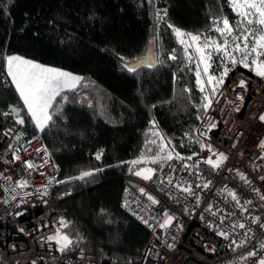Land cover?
Masks as SVG:
<instances>
[{"label": "trees", "instance_id": "1", "mask_svg": "<svg viewBox=\"0 0 264 264\" xmlns=\"http://www.w3.org/2000/svg\"><path fill=\"white\" fill-rule=\"evenodd\" d=\"M223 18L238 35L240 17L230 0H0L4 67L7 56L22 55L83 76L74 91L62 94L66 100L57 97L43 132L10 78L9 86L0 88V115L12 104L21 108L26 130L41 136L58 165L55 194L72 193L61 202L68 224L62 232L73 241L61 260L79 250H95L104 262L142 258L150 234L121 208L124 177L166 162L169 152L191 156L208 148L197 135L206 111L196 58L188 61L173 29L222 42L213 21ZM152 43L157 67L127 71L124 64L144 56ZM210 63L216 77L225 65L243 66L231 65L220 53H213ZM84 171L94 174L76 179Z\"/></svg>", "mask_w": 264, "mask_h": 264}, {"label": "built area", "instance_id": "2", "mask_svg": "<svg viewBox=\"0 0 264 264\" xmlns=\"http://www.w3.org/2000/svg\"><path fill=\"white\" fill-rule=\"evenodd\" d=\"M8 78L0 63V88L9 86ZM240 81L245 87L239 86ZM10 110L8 107L0 115V264H259L264 259L260 247L264 244V148L259 147L264 141V122L258 118L264 114L263 77L244 67L228 73L197 128V135L211 146V154L177 153L162 164H149L145 169L153 170L150 179L136 172L124 177L121 208L150 234L142 258L128 263L100 261L95 250H79L61 260L60 245L47 238L60 228L61 218L66 221L61 202L72 193L55 194L60 172L50 150L40 135L32 136L24 124H17L15 115H3ZM212 124L216 127L209 131ZM42 146L49 154L48 163L28 169L24 161L44 163L45 153L36 152ZM219 153L227 159L218 168L206 163ZM13 155L20 159L13 161ZM21 180H27L28 186L16 187ZM204 183L209 186L197 187ZM45 184L46 194L37 191ZM189 185L194 195L181 190ZM229 193H235L239 203ZM166 216L173 217L171 224L160 227ZM239 223L245 228L233 227ZM221 231L228 237L220 236ZM241 241L246 243L237 247ZM249 252L256 255L249 257Z\"/></svg>", "mask_w": 264, "mask_h": 264}, {"label": "snow or ice", "instance_id": "3", "mask_svg": "<svg viewBox=\"0 0 264 264\" xmlns=\"http://www.w3.org/2000/svg\"><path fill=\"white\" fill-rule=\"evenodd\" d=\"M230 4L233 11H235L240 17L239 23L236 26L237 29L240 30L238 35L236 34V29L233 28L227 18L213 21L214 30L223 38L222 42H218L210 37H202L201 34L194 35L192 33H185L180 29H173L179 43L184 46L185 56L188 61L192 62L194 56L196 58V83L199 90L205 94L203 97L204 102L202 104L205 111L211 107L213 97L216 95L219 87L223 85L225 77H227L228 72L230 71L227 65H225L219 77L209 74V69L211 67L210 62L213 53L222 54L223 59L230 62L233 66L237 63L242 64L245 68H252L258 76L264 77V59H261L264 57V0H230ZM158 19H163V17L158 16ZM221 24L222 27L220 26ZM252 25H257V27L253 28ZM169 27L172 26L169 25ZM249 41H251V43ZM189 49H192L193 51L190 53ZM237 54H239V59H237ZM121 59L123 60L124 58L121 57ZM169 59L175 60L176 56L171 55ZM141 65H146L151 68L155 65V61L148 58H141L136 64L131 66L126 62L124 67L129 72H135ZM6 67L7 75L11 78V82L15 86L16 92L23 101V104L26 107L35 127L41 132H43L52 121L54 113L51 112L50 109L53 108V103L56 100V97L60 96L62 99L66 100L67 97L62 94L66 91H74L83 79L82 77L71 73L46 67L15 55L6 57ZM204 77H206V79ZM239 86L241 88L245 87V82L240 81ZM237 99L243 101L244 98L243 96H238ZM236 111H239V108H237ZM3 115H15V122L20 125H23L25 122L24 119L18 115V110L15 108H12L10 112L3 113ZM258 118L261 122H264V114H261ZM153 126L155 127L154 121ZM215 127L216 125L212 124L209 131ZM8 131L11 132L12 130L9 129ZM7 134L8 133H5V135ZM153 134L158 135V133ZM19 138V136L16 137L17 140H19ZM161 140H163L162 137ZM28 143L30 144L31 141ZM152 143H155V141H152ZM12 147L13 145L10 144L9 149ZM204 147L205 145L202 144L201 148L203 149ZM207 147L208 150L211 151V146L208 145ZM259 147L264 148V141L260 142ZM21 148H23V146H21ZM21 148H17V151H20ZM166 148L167 145L162 144L160 146V152H165ZM23 150L25 152L27 151L26 148H23ZM41 151L45 153L44 163L34 165L31 161H24L23 163L28 169L42 168L45 163H48L47 156L49 154L47 149L43 146L36 149L37 153ZM101 154L102 153L97 154L96 158L100 159ZM160 158L161 157L158 155L156 159ZM180 158L183 159L182 157ZM19 159V156L13 155V161H17ZM163 159H173L172 153L169 152L165 157H163ZM188 159H191V157H188ZM226 159L227 157L223 153H219L217 154V158L215 160L209 157L206 163L211 165L213 168H218ZM140 162L141 161H132L131 163L136 164ZM153 162H155V160ZM152 171V169H144L142 171H137L135 175L143 176L144 179H150ZM93 174V172L84 171L79 177H76V179H84ZM240 176L241 179L248 182L243 174H240ZM262 179H264V177H262ZM64 182L65 181H60V183ZM27 186V180L18 181L16 184V187L21 189ZM208 186V183L197 185V187L203 188H207ZM181 190L190 195H194L190 185L183 187ZM5 191H7V189H5ZM37 191H43L46 194L47 184L43 185L40 189H37ZM141 192H144V190L141 189ZM229 195L233 200H236L237 203H239L235 193H229ZM148 198L152 200L153 203H157V201H155L151 196ZM196 198L199 200V197ZM13 199H15V197H13ZM261 199H264V196H261ZM4 202L7 203V201ZM248 203L251 202L249 201ZM244 210L247 211V209ZM17 215H21V213H17ZM258 219V217L254 218L253 222H257ZM172 220L173 217L166 216L164 223L161 224L160 227L169 226ZM144 223L147 224V220H145ZM59 224L60 228H57L56 233L49 236L47 239L56 241L60 245L59 250L63 252L73 244V241L67 234H63L61 232L62 228L68 226L67 222L61 218ZM233 227L244 229L245 224L239 223ZM261 227H264V225H261ZM218 234L224 238L228 237V233L223 231ZM233 243L235 244L236 242L233 241ZM244 243H246V241H241L239 244H236V246L240 247ZM260 247L264 248V244H261ZM255 255V252L248 253L249 257ZM242 259H246V257ZM32 264H36V262L33 261ZM259 264H264V259H261Z\"/></svg>", "mask_w": 264, "mask_h": 264}, {"label": "water", "instance_id": "4", "mask_svg": "<svg viewBox=\"0 0 264 264\" xmlns=\"http://www.w3.org/2000/svg\"><path fill=\"white\" fill-rule=\"evenodd\" d=\"M141 58L152 59V60L155 61V65H154L153 67H151V68L147 67L146 65H141V66H140L135 72H137V71H139V70H141V69H154V68L157 67V64H158V63H157V59H156L155 46H154L153 43L149 45V47H148L146 53L144 54V56L138 58L137 60H135V61H133V62H131V63H129V65L131 66V65L136 64ZM125 69H126V68H125ZM126 70H127V69H126ZM127 71H128V70H127ZM135 72H131V73H135ZM9 107H10V109H12V108L17 109V110H18V115H21L22 111H21V108H20L19 106L12 104V105H10Z\"/></svg>", "mask_w": 264, "mask_h": 264}, {"label": "rangeland", "instance_id": "5", "mask_svg": "<svg viewBox=\"0 0 264 264\" xmlns=\"http://www.w3.org/2000/svg\"><path fill=\"white\" fill-rule=\"evenodd\" d=\"M180 30H181V29H180ZM181 31H183V30H181ZM183 32H184V31H183ZM11 56H12V55H11ZM15 56H20V57L25 58V59H27V60H30V61H33V62L39 63V64H41V65H43V66L51 67V68H54V69H57V70H62V71H64V72L71 73V74H73V75H76V76H79V77H82V78H83L82 74L72 72V71H70V70H68V69H64V68L57 67V66H53V65H49V64H44V63H41V62H39V61H36V60L30 59V58L24 57V56H22V55H15ZM6 68H7V67H6ZM210 69H211V67H210ZM210 69H209V74L214 76V74L211 73ZM230 71H231V70H230ZM230 71H229V72H230ZM253 71H254V70H253ZM229 72H228V73H229ZM254 72H255V71H254ZM255 73H256V72H255ZM67 92H68V91H66V92H64V93H67ZM64 93H63V94H64ZM58 97H59V96H58ZM56 99H57V97H56ZM54 102H55V101H54ZM50 111H51V109H50ZM51 112H52V111H51ZM205 152L208 153V154H211L212 149H211V151H209L208 148H207V149L205 150ZM148 166H149V165H145L144 167L141 168V170H144V169L147 168ZM141 170H140V171H141Z\"/></svg>", "mask_w": 264, "mask_h": 264}, {"label": "bare ground", "instance_id": "6", "mask_svg": "<svg viewBox=\"0 0 264 264\" xmlns=\"http://www.w3.org/2000/svg\"><path fill=\"white\" fill-rule=\"evenodd\" d=\"M236 67H243V66H236ZM236 67H235V68H236ZM244 68H245V67H244ZM233 69H234V68H233ZM247 69L250 70V71H252V70L249 69V68H247ZM252 72H254V71H252ZM254 73H255V72H254ZM263 78H264V77H263ZM254 95H255V94L252 95V97H253L254 99L258 98L257 96H254ZM245 107H246V110L249 109V108H250V104L247 105V106H245ZM245 107H244V108H245ZM19 116L22 117V113H21V115H19ZM22 118H23V117H22ZM24 126H25V123H24ZM25 129H26V128H25ZM47 148H48V147H47ZM59 172H60V171H59Z\"/></svg>", "mask_w": 264, "mask_h": 264}, {"label": "crops", "instance_id": "7", "mask_svg": "<svg viewBox=\"0 0 264 264\" xmlns=\"http://www.w3.org/2000/svg\"><path fill=\"white\" fill-rule=\"evenodd\" d=\"M7 69V68H6ZM10 78V77H9ZM10 80H11V78H10Z\"/></svg>", "mask_w": 264, "mask_h": 264}]
</instances>
